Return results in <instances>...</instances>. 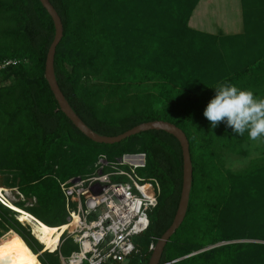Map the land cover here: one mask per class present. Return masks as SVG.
Returning a JSON list of instances; mask_svg holds the SVG:
<instances>
[{"label": "trees", "instance_id": "trees-1", "mask_svg": "<svg viewBox=\"0 0 264 264\" xmlns=\"http://www.w3.org/2000/svg\"><path fill=\"white\" fill-rule=\"evenodd\" d=\"M197 1L49 0L63 27L55 78L74 112L100 135L150 120L185 133L192 163L188 207L160 264H264V157L227 167L226 153L245 156L244 144L252 139L225 122L212 128L204 116L215 87L225 81L264 98V51L247 56L242 43L237 47L239 35L219 41L189 27ZM53 36L40 0H0V174L11 175L5 187L21 197L11 202L47 226L65 225L61 182L91 173L101 156L112 162L144 153L136 171L160 188L149 226L134 238L136 249L125 262L101 264H148L149 244L170 226L178 206L180 143L156 129L114 143L84 135L61 111L44 76ZM9 59L17 62L5 64ZM17 215L28 223L25 213L0 201V264H19L28 248L38 257L29 264H61L60 255L78 249L74 236L63 233L55 250H43L45 241Z\"/></svg>", "mask_w": 264, "mask_h": 264}, {"label": "built area", "instance_id": "built-area-1", "mask_svg": "<svg viewBox=\"0 0 264 264\" xmlns=\"http://www.w3.org/2000/svg\"><path fill=\"white\" fill-rule=\"evenodd\" d=\"M16 62L9 59L5 64ZM144 164V153H125L112 162L101 156L91 173L60 183L67 223L75 221L74 228L64 233L73 235L78 244L68 256L60 255L61 264L125 262L135 251L134 238L148 228L149 212L160 191L155 178L145 179L137 173V167ZM154 246L151 242L148 250Z\"/></svg>", "mask_w": 264, "mask_h": 264}, {"label": "water", "instance_id": "water-1", "mask_svg": "<svg viewBox=\"0 0 264 264\" xmlns=\"http://www.w3.org/2000/svg\"><path fill=\"white\" fill-rule=\"evenodd\" d=\"M43 7L46 9L48 14L50 15L53 25H54V36L48 47L45 59V68H44V76L49 84V87L56 99L59 108L61 111L69 118L70 121L88 138L95 142L100 143H114L124 139L127 136L133 135L140 131L156 129L163 130L171 135H173L180 143L182 149V158H183V166H182V187L180 192V198L178 201V206L176 212L174 214L173 220L170 226L164 231V233L156 240L155 246L151 251L148 264H160V257L163 251V248L170 238V236L175 232V230L179 227L181 222L184 219V216L188 207L189 194L192 183V163L189 153V143L185 133L177 127L175 124L164 121V120H150L141 122L132 128L114 136L100 135L93 131L87 124L83 122V120L74 112L67 99L61 92L58 83L54 74V54L56 50V46L62 38L63 27L62 21L57 13L56 9L49 2V0H40Z\"/></svg>", "mask_w": 264, "mask_h": 264}, {"label": "rangeland", "instance_id": "rangeland-1", "mask_svg": "<svg viewBox=\"0 0 264 264\" xmlns=\"http://www.w3.org/2000/svg\"><path fill=\"white\" fill-rule=\"evenodd\" d=\"M223 1L224 0H198L196 5H195L194 10L192 11V13H193L194 17L201 19V23L195 24V22H194L195 26H191V28L195 29L194 27H198L201 30L213 33V32H217V28H218L217 26H219L221 29L226 30L225 32L229 31V33H230L229 35H234L232 33H235L237 31H239V32L242 31L243 32V38L247 41V39L250 35L244 31L245 28L240 27L241 25L239 24V20L237 17L238 14H236L232 8V5H235L236 0H226L225 8L221 7V5H220L221 3H223ZM218 12H221L220 16H218L219 15ZM202 17H204V18H202ZM228 17L230 18V23H229V21L225 22L226 18L228 19ZM263 20H264V16L262 17V21ZM260 30L262 33L264 32L263 22H262V25L260 26ZM241 43H242V38H240L237 47H239L241 45ZM259 47L261 49L264 48V43H260ZM239 52H240V50H239ZM244 147L248 150V153L245 156H241L239 154L226 153L227 155L225 156V159H226L225 165L227 167H229L230 169H238V168L246 165L252 158H256V157H260V156L264 157V144H263L262 138H259L257 140H250L244 144ZM10 176L11 175L9 173H5L3 175L0 174V185L5 189L3 191L4 193L0 194V197L1 198H2V196L4 197V199L2 198L4 200V202H6V201L11 202V201H15V200H18L21 198L18 195L16 189L10 188V187H5L6 184L10 180ZM17 218L22 224H25L30 228L31 233L33 230L34 233H36L40 238H42V236L40 235L41 231H37L36 229H34L29 223H26L24 220H22L19 217V215H17ZM73 228H74V225L71 228L69 227L67 229L61 230V232L59 234L60 235L59 238H61V235L64 233L65 230H67V233H69ZM66 235H68V234H66ZM14 237H16L18 240H20V236L18 234H15ZM38 241L41 242L40 239H38ZM59 244H60V242H59ZM59 244H58V246H59ZM53 250H55V249H52L49 251H53ZM23 256H24V254L21 255V258ZM21 258H19V259H21ZM36 260H38V257L36 258Z\"/></svg>", "mask_w": 264, "mask_h": 264}, {"label": "clouds", "instance_id": "clouds-1", "mask_svg": "<svg viewBox=\"0 0 264 264\" xmlns=\"http://www.w3.org/2000/svg\"><path fill=\"white\" fill-rule=\"evenodd\" d=\"M215 92L204 110L212 128L225 122L241 137L245 132L252 140L264 137V98H257L251 90L238 88L227 81L219 83Z\"/></svg>", "mask_w": 264, "mask_h": 264}, {"label": "crops", "instance_id": "crops-1", "mask_svg": "<svg viewBox=\"0 0 264 264\" xmlns=\"http://www.w3.org/2000/svg\"><path fill=\"white\" fill-rule=\"evenodd\" d=\"M226 0L221 3V7L225 8ZM195 8V6H194ZM193 8V10H194ZM233 11L238 14V20L239 24L241 25V28H245V32L248 33L250 36L248 37L247 41L243 38V32H235L232 33L234 35H239L240 38H242V48L244 49L247 56H253V55H259L262 51H264V48H260V43H264V32L262 33L260 30V26L262 25V22L264 24V20L262 21V17L264 16V0H236L235 5H232ZM192 10V11H193ZM221 12H218V16H220ZM193 13L191 12L188 25L189 27L195 26V24H200L201 19L192 17ZM194 18V19H193ZM204 18V17H202ZM229 21L230 18H226L225 22ZM261 23V24H260ZM260 25V26H259ZM217 32H208L199 29L198 27H194L196 30L207 32L212 35H216L219 39V41L225 37V36H232L229 35V31L225 32L226 30L221 29L219 26H217ZM224 30V31H223Z\"/></svg>", "mask_w": 264, "mask_h": 264}, {"label": "bare ground", "instance_id": "bare-ground-1", "mask_svg": "<svg viewBox=\"0 0 264 264\" xmlns=\"http://www.w3.org/2000/svg\"><path fill=\"white\" fill-rule=\"evenodd\" d=\"M5 189L0 185V194L4 193ZM8 206H10L12 209H14L15 211H17L18 213H25V215L29 218L28 223L34 228L36 229V225L40 226V228H42L40 235L42 236V238L45 241V247L43 250H52V249H56V247L58 246L59 242H60V232L61 230L67 229V228H71L75 221H71L69 223H65V225L62 226H55V227H51V226H47L45 224H43L41 221H39L37 218H35L33 215H31L30 213H28L25 210H22L18 207H16L12 202H5ZM38 231V230H37ZM37 254L33 253L29 248L27 249L26 252V257L19 263V264H28L31 261H34V259L36 258Z\"/></svg>", "mask_w": 264, "mask_h": 264}]
</instances>
